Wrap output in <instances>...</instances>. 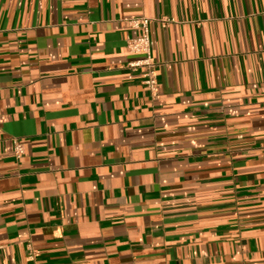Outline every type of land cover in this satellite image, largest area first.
Segmentation results:
<instances>
[{
  "label": "crops",
  "instance_id": "0c3cea01",
  "mask_svg": "<svg viewBox=\"0 0 264 264\" xmlns=\"http://www.w3.org/2000/svg\"><path fill=\"white\" fill-rule=\"evenodd\" d=\"M0 264H264V0H0Z\"/></svg>",
  "mask_w": 264,
  "mask_h": 264
},
{
  "label": "built area",
  "instance_id": "2783aa9c",
  "mask_svg": "<svg viewBox=\"0 0 264 264\" xmlns=\"http://www.w3.org/2000/svg\"><path fill=\"white\" fill-rule=\"evenodd\" d=\"M154 21H161L167 24L173 21L172 19H155L149 16H137L129 19V24L132 28L139 31V34L133 38L127 40L128 50L137 55L136 59L129 61L126 64L127 68L132 70L143 69V81L152 93L158 95V73H157V62L152 55L151 49V35L150 28ZM14 154L16 158L20 159L24 156L26 149L25 144L18 140H13ZM35 255L33 250H30L29 257L33 258Z\"/></svg>",
  "mask_w": 264,
  "mask_h": 264
}]
</instances>
